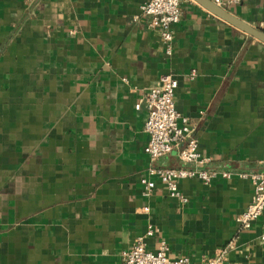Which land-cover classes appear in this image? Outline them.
<instances>
[{
	"label": "crops",
	"instance_id": "1",
	"mask_svg": "<svg viewBox=\"0 0 264 264\" xmlns=\"http://www.w3.org/2000/svg\"><path fill=\"white\" fill-rule=\"evenodd\" d=\"M148 1L0 0V264H122L137 238L194 264L221 250V264H264V211L249 230L236 221L249 180L178 182L185 204L160 183L143 196L149 167L184 165L176 149L150 160L135 110L171 74L209 167L264 173V44L180 0L167 55L133 21ZM225 10L264 33V0Z\"/></svg>",
	"mask_w": 264,
	"mask_h": 264
},
{
	"label": "built area",
	"instance_id": "2",
	"mask_svg": "<svg viewBox=\"0 0 264 264\" xmlns=\"http://www.w3.org/2000/svg\"><path fill=\"white\" fill-rule=\"evenodd\" d=\"M240 0H213V3L223 9L236 5ZM140 15L134 17L136 22L144 18L148 27L157 29L166 44L167 55L171 54L170 43L173 39L172 28L180 21V0H149L140 6ZM195 77L191 72L190 79ZM177 81L171 74L161 75L159 83L151 89L136 105L135 110L142 106L146 110L144 132L148 137L144 153L150 160H159L178 150V159L182 163L180 168L149 167L145 176L139 179L143 188V196L148 197L156 184L163 185L171 199L185 204L187 198L178 188V182L196 179L209 185L217 178L230 180L236 176L249 180L253 186V193L248 206L238 215L236 221L240 230H249L264 211V173H232L209 167L210 160L204 157L198 147L197 140L192 137L193 129L188 118L179 114L174 104V94ZM149 208L144 207L143 212ZM158 229L152 224L146 227V237H154ZM234 242L227 245L232 248ZM168 245L161 241L157 250H147L142 238H137L129 250L121 251L122 264H194L186 256L171 258L168 255ZM226 250H221L216 256L207 258L202 264H221Z\"/></svg>",
	"mask_w": 264,
	"mask_h": 264
},
{
	"label": "water",
	"instance_id": "3",
	"mask_svg": "<svg viewBox=\"0 0 264 264\" xmlns=\"http://www.w3.org/2000/svg\"><path fill=\"white\" fill-rule=\"evenodd\" d=\"M207 9L210 13L231 25L232 27L238 29L239 31L249 35L250 37L258 40L259 42L264 44V33L251 27L247 23L239 20L232 14H230L227 10L216 6L213 2L209 0H194Z\"/></svg>",
	"mask_w": 264,
	"mask_h": 264
}]
</instances>
